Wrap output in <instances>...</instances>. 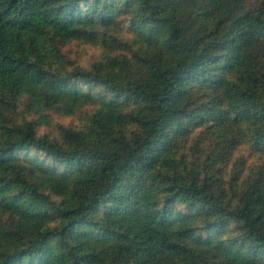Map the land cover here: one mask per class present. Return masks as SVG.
<instances>
[{
  "label": "trees",
  "instance_id": "1",
  "mask_svg": "<svg viewBox=\"0 0 264 264\" xmlns=\"http://www.w3.org/2000/svg\"><path fill=\"white\" fill-rule=\"evenodd\" d=\"M0 264H264V0H0Z\"/></svg>",
  "mask_w": 264,
  "mask_h": 264
},
{
  "label": "rangeland",
  "instance_id": "2",
  "mask_svg": "<svg viewBox=\"0 0 264 264\" xmlns=\"http://www.w3.org/2000/svg\"><path fill=\"white\" fill-rule=\"evenodd\" d=\"M63 52L65 55L76 65L80 67H88L92 62L100 59L101 54H107L108 52L103 49V47L96 46L90 43H85L81 41H72L70 44L63 48ZM78 123L77 116H58L54 115L52 118V126L42 127L41 131L48 132L49 134H57L58 125L69 126ZM247 157L249 155V150L244 145H240L234 153V158L237 159L239 156ZM255 158L253 156H249L245 159L246 164H252ZM235 166L237 165V161L234 162ZM233 165L231 164L228 167L230 171Z\"/></svg>",
  "mask_w": 264,
  "mask_h": 264
}]
</instances>
